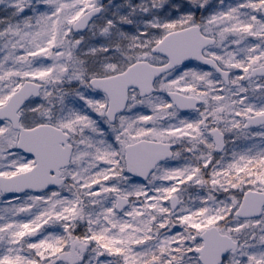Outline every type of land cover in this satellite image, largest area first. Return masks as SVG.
I'll list each match as a JSON object with an SVG mask.
<instances>
[{"label":"snow or ice","instance_id":"snow-or-ice-1","mask_svg":"<svg viewBox=\"0 0 264 264\" xmlns=\"http://www.w3.org/2000/svg\"><path fill=\"white\" fill-rule=\"evenodd\" d=\"M165 3L0 0V264H264V0Z\"/></svg>","mask_w":264,"mask_h":264},{"label":"rangeland","instance_id":"rangeland-1","mask_svg":"<svg viewBox=\"0 0 264 264\" xmlns=\"http://www.w3.org/2000/svg\"><path fill=\"white\" fill-rule=\"evenodd\" d=\"M169 1H171L173 3V5H177L179 6L181 9H183V4L185 3L184 1L188 2V0H166V3H165V9H168L166 11L167 14H171L172 12L169 10ZM102 2H105V0H102ZM127 2L128 0H119L118 2H115V3H109L108 5H122V6H125L127 5ZM135 2H139V0H135ZM2 7V6H0ZM113 11H115L116 9L113 8L112 9ZM123 10V9H122Z\"/></svg>","mask_w":264,"mask_h":264},{"label":"flooded vegetation","instance_id":"flooded-vegetation-1","mask_svg":"<svg viewBox=\"0 0 264 264\" xmlns=\"http://www.w3.org/2000/svg\"><path fill=\"white\" fill-rule=\"evenodd\" d=\"M119 0H105V2H103L104 4L108 5L109 3H115L118 2ZM185 3L183 4V8L188 4V2L184 1ZM169 3V10L173 13L174 9H173V3L171 1L168 2ZM168 9H166L167 11ZM163 11V10H162ZM171 13V14H172ZM170 14V13H169Z\"/></svg>","mask_w":264,"mask_h":264}]
</instances>
